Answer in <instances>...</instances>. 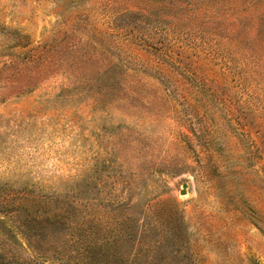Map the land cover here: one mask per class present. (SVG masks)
Listing matches in <instances>:
<instances>
[{
	"label": "rangeland",
	"instance_id": "374dc122",
	"mask_svg": "<svg viewBox=\"0 0 264 264\" xmlns=\"http://www.w3.org/2000/svg\"><path fill=\"white\" fill-rule=\"evenodd\" d=\"M2 198L7 264H264V0H0Z\"/></svg>",
	"mask_w": 264,
	"mask_h": 264
},
{
	"label": "trees",
	"instance_id": "16d2710c",
	"mask_svg": "<svg viewBox=\"0 0 264 264\" xmlns=\"http://www.w3.org/2000/svg\"><path fill=\"white\" fill-rule=\"evenodd\" d=\"M7 198H2V200H0V213L1 215H3L2 217L0 216V224H6L8 222V225L4 228L5 231L4 233L0 232V241H2V245H0V264H7V262H19V259L17 257L16 251L14 246H18V244L21 243V241H19V238L17 240V238L15 239L13 238H9L7 237V235H10V233L18 234L17 232H19L23 238L25 239L26 236H24V229L26 231V228H24V226L22 227L19 224H16L15 219H16V213L9 211L8 210V202L6 201ZM21 205V203H19L18 205L14 204V208H18ZM11 222H13L14 224H12ZM39 245L40 242L38 241ZM23 246V245H22ZM30 247H32V242H30V246L28 247V249L30 250H34L31 249ZM33 257L35 258V260L37 261H41L42 257L48 258L50 256H46L45 254H42V252L39 253H34L33 252ZM23 264H29L28 261H23ZM21 263V264H22Z\"/></svg>",
	"mask_w": 264,
	"mask_h": 264
}]
</instances>
